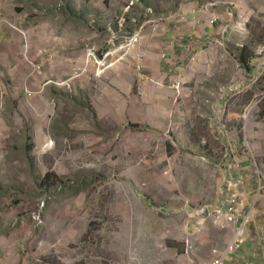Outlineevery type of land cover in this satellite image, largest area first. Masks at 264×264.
I'll return each mask as SVG.
<instances>
[{"label":"rangeland","instance_id":"obj_1","mask_svg":"<svg viewBox=\"0 0 264 264\" xmlns=\"http://www.w3.org/2000/svg\"><path fill=\"white\" fill-rule=\"evenodd\" d=\"M235 1L12 0L18 8L2 17L17 28L5 22L6 31L24 39L0 54V216L35 226L40 260L70 261L76 246L79 264H209L224 249L230 233L201 225L197 211L222 199L236 159L264 174V75L229 58L259 50L264 0ZM193 4H210L225 35L186 67L140 32ZM116 22L121 31L107 27ZM187 68L201 75H172ZM262 227L259 212L250 229ZM247 244L227 264H263L264 251Z\"/></svg>","mask_w":264,"mask_h":264},{"label":"crops","instance_id":"obj_2","mask_svg":"<svg viewBox=\"0 0 264 264\" xmlns=\"http://www.w3.org/2000/svg\"><path fill=\"white\" fill-rule=\"evenodd\" d=\"M244 1L245 0H240L239 2L235 1L236 3L234 4V8H242ZM117 2L118 0H114V3ZM8 4L15 5L12 0H4L0 6V54L2 56H4L7 52L6 44L9 41H23L24 39L22 36L12 39L6 31L7 28L4 23L7 22L11 25L12 22L6 21V19L2 16L7 11L11 14L12 11H15L16 8H18L16 5L12 6ZM202 12L201 8L196 6V4L188 7L184 6L181 13L183 19L178 20L179 17H175L172 19L162 20L163 22L161 23H152L145 30L140 32L143 34L142 39L145 40L148 37L149 43L151 44V50L156 52L158 55L161 54L162 58H167L168 60L169 58L184 60L183 62L186 64V67L187 64L189 66L201 65V57H203L204 61H207L209 58V51L205 48H207L208 45L211 46L213 41L215 42L225 35V30L222 26L218 22L211 25L208 22L207 17L204 16ZM111 26L116 28L117 31H121L123 29L121 28L122 26L119 25V22L107 25L108 28ZM12 27L14 28V26ZM133 32H136V30L134 29ZM236 32L239 33L237 30ZM57 39L60 40V38ZM54 40H56V38H54ZM43 41H45V38H43ZM263 43L264 40L260 42L261 46H258V51L253 52L252 50V55L249 57V60L251 61L250 69H244L248 75H264ZM105 45L106 47L103 48L101 53L103 56H106V53L109 52L111 48L108 44ZM53 49V55L58 57L59 54H57V52L60 51V46H54ZM237 53V49L231 50V53L229 52L230 60L232 59L237 62L235 59ZM7 54L9 53L7 52ZM87 58L89 57L87 56ZM258 61L259 63H256ZM161 69L162 67L160 66L158 69L160 73L157 74V76L160 77V80L162 81L164 78L167 79L168 75L161 74L163 73L161 72ZM187 69L188 71L184 73H180L178 69H173L175 74L172 75H175L179 80L184 79L186 82L201 75V71L197 72L192 68ZM5 73L6 70L4 68L0 69V75H4ZM213 90L216 91L215 89ZM250 90L253 91V89ZM5 93L6 92L4 91V94ZM2 98H4L3 95ZM2 98L0 97L1 101ZM2 103L3 106H5L4 100ZM34 228L35 226H33L29 220L24 217H19L18 213L14 214V211L11 215L4 218L0 216V264H41L38 257L40 254L44 255L43 250H41L38 246L32 245V238L35 239V237H32V230H34ZM252 239L255 238L253 237ZM247 245H249V249L254 248V246L257 247V245H254L253 243H249ZM246 261H250V259L247 258L243 260V262Z\"/></svg>","mask_w":264,"mask_h":264},{"label":"built area","instance_id":"obj_3","mask_svg":"<svg viewBox=\"0 0 264 264\" xmlns=\"http://www.w3.org/2000/svg\"><path fill=\"white\" fill-rule=\"evenodd\" d=\"M3 1L4 0H0V6ZM202 13L207 17L208 22L211 25L217 23L218 18L210 10V4L205 7ZM176 16L182 17L183 19V16L181 15L176 14ZM176 16L171 15L169 18ZM14 27L17 28L16 26ZM138 37L139 34L135 33L131 40L137 39ZM106 54H110V51ZM89 55L97 58L96 54L93 52H90ZM34 67V69H41L40 64H37ZM3 107V103L0 99V108ZM253 154L254 153L252 152L249 153V155ZM236 160L238 162L236 169L233 172H235L237 176L234 177L233 174H231L229 178L224 181V185L220 189V194L223 196L222 199H220L215 206L204 205L201 207L200 211H197V216H200L199 220L201 225L205 224V222L209 220L218 229L228 231L231 235L224 249H217L209 264H227L226 257L242 250L253 237L255 239H259V244L257 243L258 246L256 247V250L260 249V254L264 251V228L262 227L257 229L256 234H254L250 229L251 226L255 224L256 219L259 216V212L264 214V174L259 170L254 159L251 160L247 158L246 160ZM250 161L256 165L255 170H251L250 172L252 173L248 172V175L246 176L238 175V171L246 168L243 167V163H249ZM250 188L251 191H249ZM189 249H191L190 246ZM71 251L74 254L71 256L70 261H67V258L60 255L56 258L45 261L40 260L39 257L38 259L41 264H79V254L77 253L78 248L75 246V248H72ZM91 258H93V256H91ZM262 258L264 260V256ZM229 260L232 261V264L235 262L232 257H230ZM244 264L253 263L245 262Z\"/></svg>","mask_w":264,"mask_h":264},{"label":"trees","instance_id":"obj_4","mask_svg":"<svg viewBox=\"0 0 264 264\" xmlns=\"http://www.w3.org/2000/svg\"><path fill=\"white\" fill-rule=\"evenodd\" d=\"M128 27H129L128 28L129 33H131L132 27H130L129 25H128ZM237 51H238V53L235 57L236 61L240 64V66L242 68L250 69V62L251 61L249 60V57L252 55V51L249 49V47H246V46H243L241 49H237ZM49 175H47L46 178H48ZM49 178L51 179V177H49Z\"/></svg>","mask_w":264,"mask_h":264}]
</instances>
